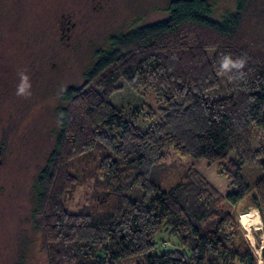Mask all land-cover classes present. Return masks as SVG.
<instances>
[{
	"label": "trees",
	"instance_id": "16d2710c",
	"mask_svg": "<svg viewBox=\"0 0 264 264\" xmlns=\"http://www.w3.org/2000/svg\"><path fill=\"white\" fill-rule=\"evenodd\" d=\"M165 12L109 36L83 84L60 94L54 144L32 186L45 264H126L133 257L142 258L135 264H260L231 208L255 193L264 220V147L250 146L252 128L264 135V0H236L220 20L207 0H170ZM220 77L229 93L209 101ZM119 81L151 92L158 112L116 108L110 98ZM95 146L105 152L97 165L105 192L89 211L69 212L64 200L77 184L71 163ZM170 151L217 164L231 191L220 194L191 164L147 200L157 190L150 177ZM255 158L256 175L244 177ZM135 187L139 199L129 196ZM159 235L172 245L164 248Z\"/></svg>",
	"mask_w": 264,
	"mask_h": 264
},
{
	"label": "rangeland",
	"instance_id": "374dc122",
	"mask_svg": "<svg viewBox=\"0 0 264 264\" xmlns=\"http://www.w3.org/2000/svg\"><path fill=\"white\" fill-rule=\"evenodd\" d=\"M169 1L0 0V264H45L39 234L33 228L32 186L54 144L58 130L55 109L62 90L83 84V74L95 51L107 46L109 36L164 19ZM207 1L214 20L230 14L236 2ZM117 86L118 91L110 98L116 108L129 112L138 107L142 115L149 110L158 112L160 105L151 92L133 91L123 81ZM228 93L229 82L220 77L218 87L205 97L213 101ZM138 125L144 128L146 122L139 119ZM250 133L251 148L264 147V135L254 128ZM169 153L162 168L150 177L157 190L147 200L173 185L179 170L191 164L220 194L231 191L217 164ZM103 154L95 146L72 161L71 171L77 184L65 197L67 211H89L95 200L103 196L105 182L97 170ZM259 160L248 162L246 172L242 171L244 177L251 179L256 175ZM129 196L139 199L142 191L135 187ZM231 210L237 215L245 238L260 254L262 232L256 229L261 224L251 209L250 198L247 196ZM241 212H246L245 218L239 215ZM246 227L251 228V241ZM254 233L259 247H255ZM158 237L163 238L164 248L172 245L167 236L159 235L156 241ZM141 261L142 258L133 257L125 263Z\"/></svg>",
	"mask_w": 264,
	"mask_h": 264
},
{
	"label": "water",
	"instance_id": "95a60500",
	"mask_svg": "<svg viewBox=\"0 0 264 264\" xmlns=\"http://www.w3.org/2000/svg\"><path fill=\"white\" fill-rule=\"evenodd\" d=\"M250 201H251V209H252V211H255L258 214L260 224H261V228L260 229L257 228L256 230L257 231L261 230V232H262V242H261L262 244L260 247L259 257L263 260L264 259V220H263V217L261 215V208L259 206V201H258V198H257L255 193L251 194ZM259 263L264 264V260L259 262Z\"/></svg>",
	"mask_w": 264,
	"mask_h": 264
},
{
	"label": "bare ground",
	"instance_id": "6f19581e",
	"mask_svg": "<svg viewBox=\"0 0 264 264\" xmlns=\"http://www.w3.org/2000/svg\"><path fill=\"white\" fill-rule=\"evenodd\" d=\"M245 213L246 212H241L239 215L242 217V218H245ZM259 226H260V223H259ZM258 226V227H259ZM254 230V229H253ZM246 233L248 234V237L250 238V241L252 240V236H251V228H249V227H246ZM257 253H258V255H259V249L257 250ZM262 261V259L259 257V262H261Z\"/></svg>",
	"mask_w": 264,
	"mask_h": 264
},
{
	"label": "clouds",
	"instance_id": "9594fccd",
	"mask_svg": "<svg viewBox=\"0 0 264 264\" xmlns=\"http://www.w3.org/2000/svg\"><path fill=\"white\" fill-rule=\"evenodd\" d=\"M231 63H232V61L229 58L225 57L224 67L227 68L229 66V64H231ZM242 65H243V61H239L238 66H242Z\"/></svg>",
	"mask_w": 264,
	"mask_h": 264
}]
</instances>
